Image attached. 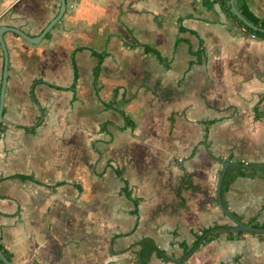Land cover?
Listing matches in <instances>:
<instances>
[{"label":"crops","instance_id":"crops-1","mask_svg":"<svg viewBox=\"0 0 264 264\" xmlns=\"http://www.w3.org/2000/svg\"><path fill=\"white\" fill-rule=\"evenodd\" d=\"M237 2L264 18V0ZM60 3L2 0L0 27L35 37ZM4 40L0 247L13 264H141L144 238L147 264H177L164 255L232 224L217 182L225 161L264 163V39L219 0H67L41 41ZM3 70L0 44V91ZM222 199L264 223L260 174ZM220 232L183 264H264V234Z\"/></svg>","mask_w":264,"mask_h":264},{"label":"water","instance_id":"water-1","mask_svg":"<svg viewBox=\"0 0 264 264\" xmlns=\"http://www.w3.org/2000/svg\"><path fill=\"white\" fill-rule=\"evenodd\" d=\"M2 0H0L1 2ZM229 3L231 5V8L235 15L247 26L251 27L254 30H259L264 32V29L261 27H258L251 23L249 20H247L241 12L237 9L235 0H229ZM67 7V0H61L60 8L58 14L46 25V27L43 29V31L35 36L31 37L27 35L25 32H23L21 29L15 28V27H9V26H1L0 27V44L2 46L3 52H4V70H3V81L0 91V124L4 122V101H5V86H6V80L8 75V64H9V52L8 48L6 46L5 40H4V33L6 30H11L16 33H18L23 38L27 39L28 41L32 43H37L42 40V38L49 32V30L53 27V25L63 16V14L66 11ZM236 164L231 161H225L223 164V168L221 170V173L218 178L217 182V202L219 204L220 209L223 211L224 214H226L232 221L231 225H220V226H214L212 228H209L206 232H204L201 236V238L197 241V243L180 259H172L166 255H164L165 258L177 263V264H183L184 261L197 250V248L201 245V243L205 240V238L213 232L216 231H244V232H250V233H258V234H264V227L260 226H254L252 224H248L243 222L242 220L238 219L235 215L232 214V212L225 206L223 199H222V181L224 178V175L226 173V170L229 166ZM245 166H248L245 164ZM256 168H262V167H256ZM0 260L4 264H13V262L7 257V255L4 253L2 248L0 247Z\"/></svg>","mask_w":264,"mask_h":264},{"label":"trees","instance_id":"trees-1","mask_svg":"<svg viewBox=\"0 0 264 264\" xmlns=\"http://www.w3.org/2000/svg\"><path fill=\"white\" fill-rule=\"evenodd\" d=\"M221 3V6L223 8V10L226 12V14L239 26L243 27L247 32L253 34L256 37L259 38H263L264 39V32L259 31V30H254L251 27L247 26L246 24H244L233 12L231 5L229 3V0H219ZM238 0H235L236 2V6L237 9L241 12V14L247 19L249 20L251 23H253L254 25L261 27L264 29V18H260L258 16H256L251 10L250 8L246 5V4H238L237 2ZM49 33V32H48ZM47 33V35H48ZM147 50H151V48L146 46ZM100 68V64H98L97 66V72L98 69ZM108 105V104H107ZM127 124L128 125H132L131 122L128 121L127 119ZM3 125V123L0 124V127ZM211 156L215 159H218L221 161L222 158L215 156L212 152H210ZM245 164H247L248 166H245ZM256 167H262V168H256ZM256 174H260L261 176L264 177V163H246L244 161H240L237 160L236 164H233L231 166H229L226 170V173L224 175L223 181H222V192H224L226 189H228V187L230 186L231 182L238 176L241 175H256ZM250 224L254 225V226H260V227H264V223H258V222H250ZM207 229L202 231V234L204 232H206ZM230 233H233L234 231H228ZM238 233H243V231H237ZM220 231H216L213 233H210L207 237H206V241L213 239L214 237H216L218 234H220ZM202 234H199L197 236V239L195 241V243L198 241V239L202 236ZM153 240L150 238H144L142 240H140L139 242L135 243V245H140L141 247H145V249L141 252L140 254V262L141 264H147L149 261V257L150 254L153 252ZM2 248V247H1ZM192 247H185L184 248V253L186 254ZM0 264H4L1 260H0Z\"/></svg>","mask_w":264,"mask_h":264},{"label":"built area","instance_id":"built-area-1","mask_svg":"<svg viewBox=\"0 0 264 264\" xmlns=\"http://www.w3.org/2000/svg\"><path fill=\"white\" fill-rule=\"evenodd\" d=\"M254 36V35H253Z\"/></svg>","mask_w":264,"mask_h":264}]
</instances>
